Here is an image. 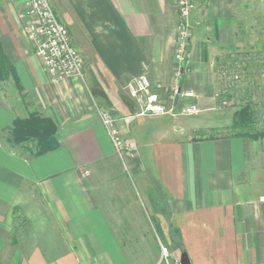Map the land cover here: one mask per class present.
<instances>
[{
  "label": "crops",
  "instance_id": "0c3cea01",
  "mask_svg": "<svg viewBox=\"0 0 264 264\" xmlns=\"http://www.w3.org/2000/svg\"><path fill=\"white\" fill-rule=\"evenodd\" d=\"M49 2L81 53L83 78L51 83L18 18L23 0H0V264L129 261L152 237L145 204L191 264H264V133L241 134L236 110L215 98L226 53L260 46L264 0H195L178 79L177 0ZM142 73L165 104L177 85L193 91V101L176 102L195 103L196 119L141 115L124 85ZM94 106L117 119L131 156L116 154ZM30 116L54 127L51 149L32 143L41 129L14 135ZM18 213L26 229L9 239ZM160 241L141 264L158 261Z\"/></svg>",
  "mask_w": 264,
  "mask_h": 264
},
{
  "label": "built area",
  "instance_id": "2783aa9c",
  "mask_svg": "<svg viewBox=\"0 0 264 264\" xmlns=\"http://www.w3.org/2000/svg\"><path fill=\"white\" fill-rule=\"evenodd\" d=\"M194 9L195 0H177L174 47V59L179 63L177 79L184 71L182 64L186 60L192 37L190 14ZM18 18L24 21V33L33 43L35 56L51 83L68 78H83L84 63L81 53L72 44L68 28L57 19L49 0H23V9L18 13ZM256 51L253 48L233 49L217 65L215 98L218 108L249 105L251 93L260 86V82H264V59ZM124 87L128 97L138 105L141 115H162L175 110L179 115L191 116L199 111L193 102L186 105L174 103L176 95L192 101L196 99L193 91H183L179 85L174 88L169 103H163L156 92L159 86H154L145 73L126 80ZM244 97L249 101L240 105V100ZM93 109L105 126L116 154L121 158L131 156L130 146L118 126L117 119L106 109L97 106ZM159 253L155 264H180L179 258L173 257L162 244Z\"/></svg>",
  "mask_w": 264,
  "mask_h": 264
},
{
  "label": "rangeland",
  "instance_id": "374dc122",
  "mask_svg": "<svg viewBox=\"0 0 264 264\" xmlns=\"http://www.w3.org/2000/svg\"><path fill=\"white\" fill-rule=\"evenodd\" d=\"M256 20L259 21L260 26H261V27H256V31L254 33L256 41L260 42V46L256 47V48L260 49L262 51L264 49V14L258 11V14L256 15ZM260 83H261L260 86L258 88H256V90H254L251 93L252 99L250 98V101H249L247 97H244V99L240 100V105L249 101L248 104H250L252 106L254 113H255V122L252 125H250L249 127L252 130L264 133V87H263L264 82H260ZM225 109L237 110L238 108L235 106H229V107H225ZM182 118H184V117H182ZM186 119H190V120L194 121L196 119V116H188V117H186ZM222 132L223 133H227V132L231 133V132H233V129L231 128L229 130V128H225V130H223ZM207 136H211V132H208ZM35 141H36L35 139H32V143H35ZM130 176L131 177H129V178L134 179L133 175H130ZM145 206H146L148 213L144 214L143 222L145 223V225L150 226V229H151L150 233L152 232V237H151V235H148V234L144 236V239H147V240L144 242V245L142 246V248L137 249L131 253V258L129 261H127V260L124 262L116 261L117 263H115V262L112 263V262H109L107 260L106 261L101 260V261H96V264H141V262H145L148 259L147 257L150 256V254H151V252L148 250L147 247L149 245H151L153 243V241L158 243L159 239H161L160 244L166 246L169 249V251L171 252V254L173 255V257L179 258L180 253L182 251L181 252L178 251V245H176V247H174V245L172 243L163 239L161 230L155 229L156 224L158 222L157 219L150 213L151 211H149V208L146 204H145ZM164 217H165V215H164ZM152 226H153L154 230H152ZM25 229H26V221L24 219V215H23V213H18V215L16 216L15 221H14V226L11 229V234H10L9 239H11L13 237L22 238V234L25 231ZM152 238H153V240H152Z\"/></svg>",
  "mask_w": 264,
  "mask_h": 264
},
{
  "label": "trees",
  "instance_id": "16d2710c",
  "mask_svg": "<svg viewBox=\"0 0 264 264\" xmlns=\"http://www.w3.org/2000/svg\"><path fill=\"white\" fill-rule=\"evenodd\" d=\"M252 48L256 49L257 54L261 56L262 59H264V49L261 51L256 47ZM235 116L236 122L233 123V128L239 127L242 129L243 132L241 134H245L247 129L250 128L249 126L255 122V113L250 104L240 107L238 110H236ZM39 129H41L42 132L34 135L36 140L35 143H37V146H39L40 150L51 149V143L55 139V131L51 123L45 119L30 116L28 119L16 120L14 123L13 132L15 136H18V134L29 136L32 132ZM181 251L185 250L181 248Z\"/></svg>",
  "mask_w": 264,
  "mask_h": 264
},
{
  "label": "water",
  "instance_id": "95a60500",
  "mask_svg": "<svg viewBox=\"0 0 264 264\" xmlns=\"http://www.w3.org/2000/svg\"><path fill=\"white\" fill-rule=\"evenodd\" d=\"M178 95L175 96L174 103H176ZM180 264H191L189 256L186 251H182L179 256Z\"/></svg>",
  "mask_w": 264,
  "mask_h": 264
}]
</instances>
